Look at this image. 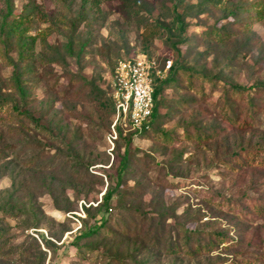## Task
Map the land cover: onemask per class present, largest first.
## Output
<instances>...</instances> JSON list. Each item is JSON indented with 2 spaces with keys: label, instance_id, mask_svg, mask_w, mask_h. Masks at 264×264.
Masks as SVG:
<instances>
[{
  "label": "rangeland",
  "instance_id": "374dc122",
  "mask_svg": "<svg viewBox=\"0 0 264 264\" xmlns=\"http://www.w3.org/2000/svg\"><path fill=\"white\" fill-rule=\"evenodd\" d=\"M261 1L0 0V264H264ZM137 56L173 68L150 132L111 145L113 69Z\"/></svg>",
  "mask_w": 264,
  "mask_h": 264
},
{
  "label": "built area",
  "instance_id": "2783aa9c",
  "mask_svg": "<svg viewBox=\"0 0 264 264\" xmlns=\"http://www.w3.org/2000/svg\"><path fill=\"white\" fill-rule=\"evenodd\" d=\"M172 66L165 61L160 70L155 61L145 57L119 61L111 77V100L115 108L112 134L109 141L113 145L117 126L129 127L136 135L149 129L154 109V86L156 79H163Z\"/></svg>",
  "mask_w": 264,
  "mask_h": 264
},
{
  "label": "trees",
  "instance_id": "16d2710c",
  "mask_svg": "<svg viewBox=\"0 0 264 264\" xmlns=\"http://www.w3.org/2000/svg\"><path fill=\"white\" fill-rule=\"evenodd\" d=\"M256 10H255V20L257 21H264V0H262L260 3H258V5L256 6ZM22 22H12V24H10V30L9 33L12 34L14 37L19 38V40L24 36V34L26 33V28H22ZM151 36V35H150ZM223 40V39H222ZM115 68V67H114ZM163 68V67H162ZM172 66L170 71L168 72L167 76L171 74V70H172ZM114 71V69H113ZM113 74V73H112ZM112 77V76H111ZM168 77H165L164 79H156L155 81V86H154V109H153V113L152 116L150 118V122H149V129L144 131L142 134L138 135L139 138H143L147 133L150 132L151 127L153 126V124L156 121L157 118V107H156V99H157V95L159 93V90L157 88V83H162L164 82ZM20 80L19 78H15V83L17 85V90L19 93H23L22 92V88L20 85ZM254 114L256 113V111L254 110L253 112ZM252 124H254V121L252 122ZM214 134H207V135H202L203 137H207L206 139H210L213 137ZM245 156H246V160L249 166H256V167H264V157H259L258 154L262 153L264 154V151H257L256 153L253 152L252 156L250 157L249 154L247 152H244ZM124 169V166L121 167L119 169V173H121ZM118 186V185H116ZM113 194L114 192L112 190H106V193L103 197V205H107L113 198ZM126 209V208H124ZM107 210V209H105ZM251 211H253L255 214H258V216H262L264 215V202L262 204L259 205H254L253 207H251ZM103 222V218L98 219V221L96 222V225H100ZM98 228V227H97ZM95 227L93 228H89L88 230H86L85 232H81L79 234V238L83 239V238H88L89 236L93 235L95 232ZM214 238V237H213ZM214 242L212 241H208L207 243H197L193 246L192 250L189 247V241L185 242L184 245L182 246H176V247H169L167 249V254L169 255H174V254H179L181 252V249L185 248L184 253L186 256H188L189 258H193L195 256H202V255H206L209 254L211 252H213L215 249L218 248V246L222 247H228V245H226V242H223L222 240L217 238H214ZM156 244V243H155ZM246 264L250 263L249 261H245Z\"/></svg>",
  "mask_w": 264,
  "mask_h": 264
}]
</instances>
